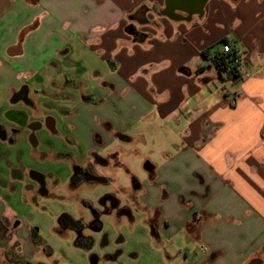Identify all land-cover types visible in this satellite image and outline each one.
Returning a JSON list of instances; mask_svg holds the SVG:
<instances>
[{
	"label": "crops",
	"instance_id": "0c3cea01",
	"mask_svg": "<svg viewBox=\"0 0 264 264\" xmlns=\"http://www.w3.org/2000/svg\"><path fill=\"white\" fill-rule=\"evenodd\" d=\"M166 3L0 0V124L25 132L41 99V129L86 147L144 138L132 202L175 264H264V0H208L201 16L171 0L176 20ZM224 38L249 74L234 87L201 54Z\"/></svg>",
	"mask_w": 264,
	"mask_h": 264
},
{
	"label": "rangeland",
	"instance_id": "374dc122",
	"mask_svg": "<svg viewBox=\"0 0 264 264\" xmlns=\"http://www.w3.org/2000/svg\"><path fill=\"white\" fill-rule=\"evenodd\" d=\"M35 103L38 109L31 114L30 121H45V105L41 99ZM44 103L53 105L47 100ZM0 120L6 123L1 115ZM30 134L27 130L15 135L11 143L0 142V179L7 182L6 188L0 187V212L7 207L16 214L17 229H11L20 237H0V252L11 254L9 259L2 254L6 262L175 264L177 257L170 243L153 236L154 221H148L147 215L132 202L137 196L134 183L144 180L147 171L143 166L153 160L149 153L152 144L145 147L146 140L136 136L135 144L127 143L115 135L111 144L95 150L93 145L80 144L61 127L56 133L45 128L37 130L34 140ZM148 135L152 137V133ZM67 137H73L74 142ZM122 149L129 153L121 152ZM114 150L116 155L109 165L95 163L97 156L106 160L108 152ZM85 163L94 167L101 181L70 186L74 166ZM12 171L21 177H11ZM33 173L40 175L42 182L33 180ZM64 215L82 220L87 227L95 219L100 222L99 230L89 227L83 231L84 236L93 239L90 250L76 247V233L59 227V219ZM25 239L31 241V246L21 244ZM17 251L28 254L27 263L15 254Z\"/></svg>",
	"mask_w": 264,
	"mask_h": 264
},
{
	"label": "flooded vegetation",
	"instance_id": "af4514ba",
	"mask_svg": "<svg viewBox=\"0 0 264 264\" xmlns=\"http://www.w3.org/2000/svg\"><path fill=\"white\" fill-rule=\"evenodd\" d=\"M15 99H22L25 102H27L28 105H31V101L27 99L26 97V91L23 89L22 91H20L19 93H17L15 95ZM42 128V123L40 121H33L30 125L28 124L27 126V130L29 132H31V138L34 140L35 137V131L37 130H41ZM26 130V131H27ZM21 132H24L22 130V128L20 127H13L10 129H7L6 127H4L3 125L0 124V142L3 143H11V141L13 140V137ZM102 164H104V161H100ZM73 174L70 178V186L72 187H79L80 185L84 184V183H88V184H92L95 183L96 181L100 182L101 180L98 179V177H96L95 172L93 171L92 167L90 166H84V167H77L74 166L73 169ZM11 177H21L20 175L16 174V172H11ZM32 179L35 180L36 182H42V177L36 173L32 174ZM0 187L1 188H6L7 187V182L4 181L3 179H0ZM5 209V208H4ZM6 211L4 212H0V237L2 236L3 238H5L6 236L9 235V238H11L13 235L14 236V240H18V235L17 234H13L15 233V229H17V220H16V214L9 208L6 207ZM76 221H80L83 225L82 230L80 232H76V236L81 235L83 237H89L92 238L91 236H84L83 235V231L85 228H91L94 231L96 230L95 228H93L94 223L96 222V219L94 222L90 223L89 227H87V224L85 225V223L82 220H76ZM12 224V225H11ZM14 229L12 231V229ZM65 230H71V229H65ZM7 258L9 259L11 256L10 253H5Z\"/></svg>",
	"mask_w": 264,
	"mask_h": 264
},
{
	"label": "trees",
	"instance_id": "16d2710c",
	"mask_svg": "<svg viewBox=\"0 0 264 264\" xmlns=\"http://www.w3.org/2000/svg\"><path fill=\"white\" fill-rule=\"evenodd\" d=\"M230 43L227 39H221L218 43L211 45L202 51V57L210 62V64L216 69L218 74L222 77V79L232 86H237L243 82L242 75L236 70L233 65L234 60V52L237 51L236 47L233 45L232 53H223L221 48H219L220 44ZM59 227L61 229H71L76 232H80L82 230V223L80 221L73 220L71 217L64 215L59 219ZM93 228L99 230L101 228V224L99 221H96L93 225ZM76 247L81 248L83 250H90L94 245L93 239L89 237H83L81 235H77L74 241Z\"/></svg>",
	"mask_w": 264,
	"mask_h": 264
},
{
	"label": "water",
	"instance_id": "95a60500",
	"mask_svg": "<svg viewBox=\"0 0 264 264\" xmlns=\"http://www.w3.org/2000/svg\"><path fill=\"white\" fill-rule=\"evenodd\" d=\"M184 6L183 12L189 16L194 14L201 16L203 14V8L208 0H180ZM171 0H167L166 9L163 11V15L171 20H176V14L174 8L171 6ZM186 8V9H185Z\"/></svg>",
	"mask_w": 264,
	"mask_h": 264
},
{
	"label": "built area",
	"instance_id": "2783aa9c",
	"mask_svg": "<svg viewBox=\"0 0 264 264\" xmlns=\"http://www.w3.org/2000/svg\"><path fill=\"white\" fill-rule=\"evenodd\" d=\"M237 50V49H236ZM221 51L223 53H232L233 47L230 43H225L221 47ZM234 60H233V65L236 68V70L242 75L243 81L247 78H249V74L246 72L242 58H241V53L239 50L234 52ZM234 87V86H232Z\"/></svg>",
	"mask_w": 264,
	"mask_h": 264
}]
</instances>
